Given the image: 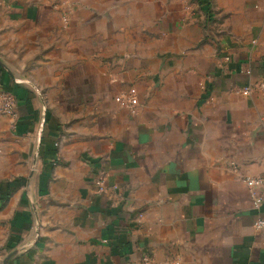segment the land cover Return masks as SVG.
<instances>
[{"label":"crops","instance_id":"obj_1","mask_svg":"<svg viewBox=\"0 0 264 264\" xmlns=\"http://www.w3.org/2000/svg\"><path fill=\"white\" fill-rule=\"evenodd\" d=\"M51 1L0 0V264H264V0Z\"/></svg>","mask_w":264,"mask_h":264},{"label":"built area","instance_id":"obj_2","mask_svg":"<svg viewBox=\"0 0 264 264\" xmlns=\"http://www.w3.org/2000/svg\"><path fill=\"white\" fill-rule=\"evenodd\" d=\"M229 59L230 58L227 54L224 55L218 63V68L220 69L224 68L225 64L229 61ZM248 72L249 71H247V73ZM257 88H264V83L249 84L241 88H237L235 90L236 92L241 93L243 95H248ZM0 96H1L0 112L6 115H12L14 113V109H13L14 97L10 96L5 92H2ZM115 100L123 107L128 108L132 111L135 110L138 104L136 90L133 88H130L129 90L118 94L115 97ZM244 182L250 194L252 208L258 212L262 204V197L258 193V189L264 186V174L258 176L246 177L244 179ZM95 183L99 191L105 190L104 175L102 171L98 174L97 178L95 179ZM253 226L256 229L264 230V217L260 215L256 216V218L253 221Z\"/></svg>","mask_w":264,"mask_h":264},{"label":"rangeland","instance_id":"obj_3","mask_svg":"<svg viewBox=\"0 0 264 264\" xmlns=\"http://www.w3.org/2000/svg\"><path fill=\"white\" fill-rule=\"evenodd\" d=\"M53 3V6L55 8H57V12L61 13L60 18L62 21V28L64 29L65 27H67L66 23L68 20H66L68 17V14H66V9L65 11H63V5L65 6V4H69L72 8V3L76 2L75 0H52L51 1ZM184 7H183V16H182V20L187 21L189 20V18L194 17V19L196 18L198 20V24H201L202 27L205 29H208L210 26H212L213 22L211 21L212 17L210 20L207 19V17L205 16L203 10L201 9V7L197 4V2L195 0H184ZM72 11L70 10V8H68V13H71ZM213 13V12H212ZM214 14V13H213ZM212 14V15H213ZM216 18V17H215ZM214 16L213 19L215 20ZM192 19V18H191ZM134 89V88H133ZM10 96H13L11 93H7ZM1 99V96H0ZM15 107V99H14V103H13V109ZM0 114L3 115V113L0 112ZM11 127V126H10ZM11 130V128H10ZM0 152H1V148H0Z\"/></svg>","mask_w":264,"mask_h":264},{"label":"trees","instance_id":"obj_4","mask_svg":"<svg viewBox=\"0 0 264 264\" xmlns=\"http://www.w3.org/2000/svg\"><path fill=\"white\" fill-rule=\"evenodd\" d=\"M197 4L203 10L205 16L209 20L212 16V9H211V0H195ZM9 197V193L6 195L0 196V209H2Z\"/></svg>","mask_w":264,"mask_h":264},{"label":"water","instance_id":"obj_5","mask_svg":"<svg viewBox=\"0 0 264 264\" xmlns=\"http://www.w3.org/2000/svg\"><path fill=\"white\" fill-rule=\"evenodd\" d=\"M15 252H16V251L11 252L10 255L4 260V262H6L7 259L10 258Z\"/></svg>","mask_w":264,"mask_h":264}]
</instances>
